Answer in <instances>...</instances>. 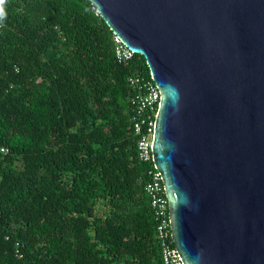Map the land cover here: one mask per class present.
Wrapping results in <instances>:
<instances>
[{
  "label": "trees",
  "instance_id": "1",
  "mask_svg": "<svg viewBox=\"0 0 264 264\" xmlns=\"http://www.w3.org/2000/svg\"><path fill=\"white\" fill-rule=\"evenodd\" d=\"M0 29V264H164L132 77L88 0H7Z\"/></svg>",
  "mask_w": 264,
  "mask_h": 264
},
{
  "label": "water",
  "instance_id": "2",
  "mask_svg": "<svg viewBox=\"0 0 264 264\" xmlns=\"http://www.w3.org/2000/svg\"><path fill=\"white\" fill-rule=\"evenodd\" d=\"M160 94L149 151L182 264H264V0H88Z\"/></svg>",
  "mask_w": 264,
  "mask_h": 264
},
{
  "label": "built area",
  "instance_id": "3",
  "mask_svg": "<svg viewBox=\"0 0 264 264\" xmlns=\"http://www.w3.org/2000/svg\"><path fill=\"white\" fill-rule=\"evenodd\" d=\"M1 29V25H0ZM115 57L118 63L124 64L132 61L135 55L127 48L123 47L118 38L113 34ZM129 83L137 93L131 100L133 112V128L138 137L139 159L152 165L149 172V181L145 187L151 203L152 212L156 221L157 236L161 248V255L164 264H182L174 255V240L171 238L168 228L171 223L168 221L166 206L168 198L160 188V175L154 164L149 151L152 145V125L155 123V114L160 94L155 90V86L145 77H132Z\"/></svg>",
  "mask_w": 264,
  "mask_h": 264
},
{
  "label": "clouds",
  "instance_id": "4",
  "mask_svg": "<svg viewBox=\"0 0 264 264\" xmlns=\"http://www.w3.org/2000/svg\"><path fill=\"white\" fill-rule=\"evenodd\" d=\"M6 2L7 0H0V24H3L7 16V13L5 10Z\"/></svg>",
  "mask_w": 264,
  "mask_h": 264
}]
</instances>
